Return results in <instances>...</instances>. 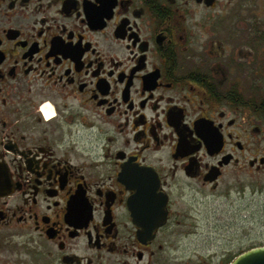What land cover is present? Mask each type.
<instances>
[{
  "label": "flooded vegetation",
  "instance_id": "flooded-vegetation-1",
  "mask_svg": "<svg viewBox=\"0 0 264 264\" xmlns=\"http://www.w3.org/2000/svg\"><path fill=\"white\" fill-rule=\"evenodd\" d=\"M252 173L264 0H0V264H214L182 207Z\"/></svg>",
  "mask_w": 264,
  "mask_h": 264
},
{
  "label": "rangeland",
  "instance_id": "rangeland-1",
  "mask_svg": "<svg viewBox=\"0 0 264 264\" xmlns=\"http://www.w3.org/2000/svg\"><path fill=\"white\" fill-rule=\"evenodd\" d=\"M246 181L249 194L245 200L224 195L222 186L217 192L205 189L185 202L183 209L194 207L192 221L197 227L190 236L171 238L177 246L174 256L191 259L201 255L216 264L226 252L264 245V178L252 173Z\"/></svg>",
  "mask_w": 264,
  "mask_h": 264
},
{
  "label": "water",
  "instance_id": "water-1",
  "mask_svg": "<svg viewBox=\"0 0 264 264\" xmlns=\"http://www.w3.org/2000/svg\"><path fill=\"white\" fill-rule=\"evenodd\" d=\"M231 264H264V245L244 251Z\"/></svg>",
  "mask_w": 264,
  "mask_h": 264
}]
</instances>
